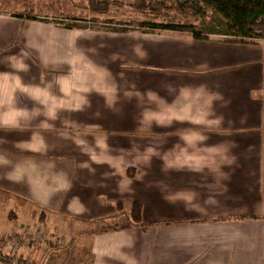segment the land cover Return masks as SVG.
Returning a JSON list of instances; mask_svg holds the SVG:
<instances>
[{
	"label": "crops",
	"instance_id": "crops-1",
	"mask_svg": "<svg viewBox=\"0 0 264 264\" xmlns=\"http://www.w3.org/2000/svg\"><path fill=\"white\" fill-rule=\"evenodd\" d=\"M20 15L0 9V214H45L78 264H264V40Z\"/></svg>",
	"mask_w": 264,
	"mask_h": 264
},
{
	"label": "rangeland",
	"instance_id": "rangeland-1",
	"mask_svg": "<svg viewBox=\"0 0 264 264\" xmlns=\"http://www.w3.org/2000/svg\"><path fill=\"white\" fill-rule=\"evenodd\" d=\"M89 1L91 0H0V9L9 10L12 15L35 16L42 23L54 28L76 31L153 32L140 27L138 23L189 21L200 28L213 29L215 33L208 34L211 38L223 40L233 37L225 34L219 15L204 5L202 8L206 15L198 18L184 16L176 10H167L170 2L163 4L165 8L159 15H153L148 12L147 7L135 6L139 0H106L110 2L108 10L91 15L87 9ZM143 1L161 3L160 0ZM215 24L218 25L217 28L214 27ZM218 29L224 31L220 32ZM44 215L38 213L35 219H29L30 215L14 211L8 214L7 219L5 215L0 214V225H7L0 229V264H78V261H72L73 257L85 253L87 246L58 244L59 237H62L59 236L60 231L53 229L54 221L50 219L48 222Z\"/></svg>",
	"mask_w": 264,
	"mask_h": 264
},
{
	"label": "trees",
	"instance_id": "trees-1",
	"mask_svg": "<svg viewBox=\"0 0 264 264\" xmlns=\"http://www.w3.org/2000/svg\"><path fill=\"white\" fill-rule=\"evenodd\" d=\"M161 3H150L139 0L136 3L137 8L147 7L149 13L159 15L161 10L165 8L163 4L170 2L167 10H176L184 16L203 18L206 15L202 6H206L219 15L222 21V27L225 34L233 36L232 38L223 39L225 42L232 43H255L257 40H264V0H160ZM109 1L91 0L87 5V9L91 15L105 13L109 8ZM21 16V15H20ZM26 18L38 19L35 16H26ZM140 27L147 30H175L186 31L193 35L195 39H208L209 33H215L213 29H205L196 26L189 21L175 22H139ZM217 24L214 27L217 28ZM218 29V31H224ZM218 32V33H220ZM128 176L135 174V169H126ZM124 203L118 201L116 207L121 211ZM41 218V217H40ZM129 222L122 227H130L142 225L141 222V204L137 201L130 204V211L127 215ZM119 226L102 227L98 231H106L109 229H117Z\"/></svg>",
	"mask_w": 264,
	"mask_h": 264
}]
</instances>
